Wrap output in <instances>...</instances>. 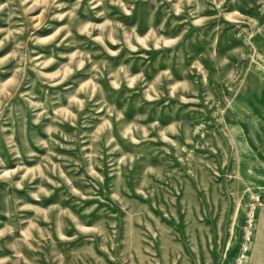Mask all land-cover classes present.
Masks as SVG:
<instances>
[{
	"label": "rangeland",
	"instance_id": "rangeland-1",
	"mask_svg": "<svg viewBox=\"0 0 264 264\" xmlns=\"http://www.w3.org/2000/svg\"><path fill=\"white\" fill-rule=\"evenodd\" d=\"M0 264H264V0H0Z\"/></svg>",
	"mask_w": 264,
	"mask_h": 264
},
{
	"label": "built area",
	"instance_id": "built-area-1",
	"mask_svg": "<svg viewBox=\"0 0 264 264\" xmlns=\"http://www.w3.org/2000/svg\"><path fill=\"white\" fill-rule=\"evenodd\" d=\"M248 220H250V219H248Z\"/></svg>",
	"mask_w": 264,
	"mask_h": 264
}]
</instances>
